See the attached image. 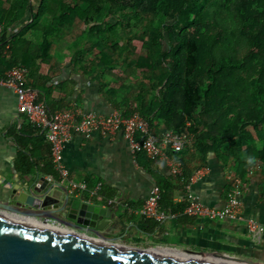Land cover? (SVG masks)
<instances>
[{"label": "trees", "instance_id": "16d2710c", "mask_svg": "<svg viewBox=\"0 0 264 264\" xmlns=\"http://www.w3.org/2000/svg\"><path fill=\"white\" fill-rule=\"evenodd\" d=\"M215 1L219 0H39L35 5L33 0H10L4 8L0 0V77L16 66L32 70L38 63H49L51 49L64 32L82 24L72 42L70 66L79 63L78 70L98 84L99 93L112 106L126 108V114L139 112L152 131L157 132L163 120L168 130L191 135L203 161L210 152L225 163L232 157L233 172L242 177L248 157L264 168V0H235L233 5L239 32L249 47V96L244 92L228 95V90L241 87L243 76L239 74L236 80L234 69L242 61L216 59L211 39L204 36L209 28L206 9ZM44 16L51 18L48 23L42 22ZM14 25L16 30L10 33ZM136 33L144 53L122 52ZM63 85L48 86V92L28 88L41 93L39 99L52 113L57 109L47 93L60 91ZM153 92L146 103V96ZM135 101L141 102L133 105ZM214 111L215 119L206 117ZM22 127L9 128L6 136L17 158L24 160L30 153L27 145L34 141ZM32 127L43 137V130ZM183 151L171 155L176 158ZM141 156L143 152H135L139 163ZM190 177L183 168L179 187L186 188ZM158 188L161 204L175 186L163 179Z\"/></svg>", "mask_w": 264, "mask_h": 264}, {"label": "crops", "instance_id": "0c3cea01", "mask_svg": "<svg viewBox=\"0 0 264 264\" xmlns=\"http://www.w3.org/2000/svg\"><path fill=\"white\" fill-rule=\"evenodd\" d=\"M11 29L9 32H14L15 25ZM25 37L29 40L31 34L27 33ZM68 61L63 63L62 59L57 61L52 57L49 63H38L32 70L27 69L25 85L40 92H48V86L63 82L60 91L54 89L47 93L50 104L57 110L74 106L100 115L113 111H119L125 116L132 113L126 114L128 111L124 107L112 106L99 93L98 84L75 65L70 66ZM0 121V144L5 146L0 150V193L7 184L17 186L41 176L51 177V182L66 187L75 197L106 210L108 221L102 235L117 245L177 256H188L187 250L219 252L264 264V233L257 240L251 236L243 222H213L184 212L189 200L193 198L211 207H224L228 203L232 186L240 181L238 197L241 212L264 224V168L249 175L247 163L242 177L237 176L233 172L232 157L225 163L210 152L203 161L191 143L176 158L172 156L174 160L182 162L181 170L184 168L187 174L191 173L188 185L182 189L178 185L179 174L172 175L166 164L151 161L144 154L140 157V163L136 161L135 153L131 152L120 132L109 137L93 135L87 139L71 132L63 159V166L69 175L63 179L52 163L45 133L43 137L40 136V131L18 113L16 96L8 88H0ZM21 125L25 132L33 135L34 141L33 145H27L30 153L25 154L24 160L17 158L16 148L6 136L9 128L17 130ZM165 129L162 125L159 131L153 132L160 133ZM163 179H170L175 186L172 194L162 199L161 204L158 203L159 209L165 211L167 217L162 222L142 217L138 210L150 189L154 185L158 186ZM69 181L84 183L87 189L72 190ZM94 190L96 192L92 194ZM20 218L24 220L25 217ZM61 227L59 229L63 231L93 237L86 231Z\"/></svg>", "mask_w": 264, "mask_h": 264}, {"label": "water", "instance_id": "95a60500", "mask_svg": "<svg viewBox=\"0 0 264 264\" xmlns=\"http://www.w3.org/2000/svg\"><path fill=\"white\" fill-rule=\"evenodd\" d=\"M38 220H54L93 237L50 228ZM107 221L104 208L43 176L17 186L7 184L0 193V264H261L219 252L187 250L188 256H177L127 248L102 235Z\"/></svg>", "mask_w": 264, "mask_h": 264}, {"label": "built area", "instance_id": "2783aa9c", "mask_svg": "<svg viewBox=\"0 0 264 264\" xmlns=\"http://www.w3.org/2000/svg\"><path fill=\"white\" fill-rule=\"evenodd\" d=\"M3 25L0 24V35ZM28 70L24 66L11 68L5 77H0V86L8 87L13 91L17 99L18 113L24 115L27 121L45 133V138L50 146V157L54 168L60 173L61 178L67 179L69 172L63 166L64 150L71 138V132H75L84 138L93 135L109 137L120 132L134 154L143 152L147 159L159 161L170 168L172 175L181 172V163L174 160L172 153L185 150L192 143V136L186 133L165 129L160 133L151 131L148 120L139 112L134 111L129 115H123L119 111L100 115L94 111L80 110L74 106L64 107L52 113L47 111L45 102L38 98V94L26 87ZM260 166L257 162L249 165L248 174L252 175ZM52 181L51 177L47 178ZM240 181L232 186L228 203L221 208L211 207L202 203L199 199L189 200L184 212L188 215L207 219L213 222H243L248 232L254 239L264 233V224L253 217L245 216L240 210L238 191ZM72 190L85 191L86 184L69 181ZM96 190L91 193L94 194ZM160 191L154 185L138 210L144 218L155 219L162 222L167 217L166 212L159 209L158 202ZM38 223L50 228H62L59 222L47 220Z\"/></svg>", "mask_w": 264, "mask_h": 264}, {"label": "rangeland", "instance_id": "374dc122", "mask_svg": "<svg viewBox=\"0 0 264 264\" xmlns=\"http://www.w3.org/2000/svg\"><path fill=\"white\" fill-rule=\"evenodd\" d=\"M4 8L9 7L10 0H2ZM39 0H34L35 5L38 4ZM235 0H219L212 2L206 9V22L209 24V28L207 30V33L204 34V36H208L211 39V46L213 50V54L216 57V59H219L220 57H227L231 60H237L242 61V66H236L234 69V75L235 79L238 80L239 74L243 76V80L240 81L238 86H241L238 89H230L228 90V95L230 93L235 92L236 95H239L241 92L246 93V96H249V47L247 40L244 36H242L239 32L240 30V24L237 17V13L235 9L233 8V5L235 4ZM224 5V6H223ZM50 17H42L43 23H48L50 21ZM108 22L114 23V20L111 18L107 19ZM82 24L77 26L76 28H72L70 30H67L64 32L62 37L60 38L59 42L54 44L51 49L52 57H54L55 60L59 61V59L63 61V63L67 62L69 58H71L72 53L75 50V47L72 45V42L77 38V35L81 31ZM118 41V39L116 40ZM142 39L140 37L139 33H136V35L126 44V49H124L122 52L131 51L134 55L143 52V45H142ZM165 49V48H164ZM59 58V59H58ZM84 63L86 62L83 61ZM80 64H76V68L78 69V66ZM228 65H225L227 67ZM46 68V67H44ZM10 69H7L6 72L1 76L5 77L7 74V71ZM219 76V75H218ZM227 82L229 85L231 84V77L227 78ZM225 83V82H224ZM247 88V90H242L241 88ZM230 87H234L231 85ZM0 88L6 89L8 87L0 86ZM9 89V88H8ZM132 98L135 100L136 94L132 92ZM154 92L145 98L146 103L149 102L154 96ZM3 99V98H2ZM141 101L137 102L135 101L133 105H138ZM217 117L218 115L214 111L212 114H207L206 117ZM212 119V118H211ZM1 124V121H0ZM164 124V121L161 120L160 124H158L156 127L159 128ZM166 127V126H165ZM247 130L251 129L249 125L246 127ZM0 143H2L0 141ZM4 145L0 144V150L4 149Z\"/></svg>", "mask_w": 264, "mask_h": 264}, {"label": "clouds", "instance_id": "9594fccd", "mask_svg": "<svg viewBox=\"0 0 264 264\" xmlns=\"http://www.w3.org/2000/svg\"><path fill=\"white\" fill-rule=\"evenodd\" d=\"M254 162H255V158H254V157H248V158H247V163H248L249 165L253 164Z\"/></svg>", "mask_w": 264, "mask_h": 264}]
</instances>
